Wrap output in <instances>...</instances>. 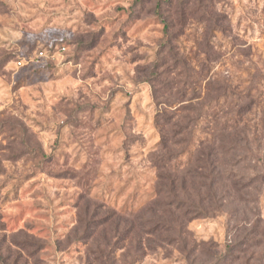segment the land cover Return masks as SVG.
<instances>
[{
    "label": "rangeland",
    "instance_id": "374dc122",
    "mask_svg": "<svg viewBox=\"0 0 264 264\" xmlns=\"http://www.w3.org/2000/svg\"><path fill=\"white\" fill-rule=\"evenodd\" d=\"M192 1L179 54L196 65L202 27L217 32L213 61L195 70L205 79L184 88L200 92L208 78L248 87L264 74V0ZM156 8L177 9L0 0V121L24 132L0 136V264H264V89L233 130L240 149L217 158L214 190L185 177L178 201L200 194L206 211L186 221L154 166L160 105L143 80L163 38ZM172 70L185 81L183 67Z\"/></svg>",
    "mask_w": 264,
    "mask_h": 264
},
{
    "label": "trees",
    "instance_id": "16d2710c",
    "mask_svg": "<svg viewBox=\"0 0 264 264\" xmlns=\"http://www.w3.org/2000/svg\"><path fill=\"white\" fill-rule=\"evenodd\" d=\"M168 1L172 7L176 6L177 9L172 13L162 14L160 8H156L155 14L163 25V38L160 41L157 53V63L145 71V80L143 81L149 83L152 89V97L160 105L155 118V124L160 134V142L154 157L158 181L161 186L164 185V180L170 185V194L168 195L173 199V208L175 211L182 212V217L189 221L197 215H205L206 211L203 206L204 199L200 194L196 195L199 198L198 201L194 200L196 202L190 200L189 203L184 204L178 201L180 191L184 189L185 177L202 179L198 183L200 188L207 187V192L214 190L217 185L215 176L218 164L217 158L233 153V150L240 149L238 145L242 141L239 143L233 142V130H236L237 123L246 120L245 116L252 109L251 104L254 103V93H259L260 87L264 89V74L261 73L262 71H256V79H253L248 87H244V84H242L244 86L234 84L226 79L217 81L208 78L205 87L200 92L191 87L189 89L184 88L185 85L197 83H191V79L198 78L199 82L203 78L205 79L206 76L197 73L195 70L200 66L205 72L207 71L206 63L209 64L213 61L209 56L213 50L209 41L212 38L214 39V32L217 28H212L209 25L202 27L201 36L203 37L200 40H195L194 54L198 62H195L196 65L192 66L187 58L179 54L174 41L178 39L179 35L184 34L183 28L195 16L190 7L193 1ZM209 21L212 20L208 18L198 20L199 23L204 25ZM177 26L182 28L178 34ZM209 33L210 40L206 38ZM203 42H206V44H203ZM201 57H203L202 60H199ZM0 61L4 63L6 59ZM170 61L173 64L169 68L167 63ZM178 65L185 69L183 72L184 82H177L176 77L173 75L172 69ZM217 82L219 84L216 85ZM180 85L182 86L180 87ZM235 97L243 100V105L239 106L238 109L233 106V98ZM187 101L189 102L188 105L182 104ZM249 106L251 109H249ZM9 124L0 121V136L6 132H12L16 135L15 138L18 137L17 133H21L20 137L24 135V132L18 130L14 124L11 126ZM17 130L19 132H16ZM196 133L203 135V137L195 139ZM244 142L249 143L247 138ZM183 158L184 162H182ZM177 173H180V178H176V176L172 178V175ZM259 177L257 175V178ZM161 193H163L162 189L159 190V195ZM176 202L177 205H175ZM169 214H172V212H169ZM159 220L160 218L150 221L155 226L153 229L148 230V234L154 233L158 227H161Z\"/></svg>",
    "mask_w": 264,
    "mask_h": 264
}]
</instances>
